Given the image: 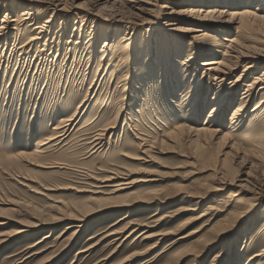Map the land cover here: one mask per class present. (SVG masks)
<instances>
[{"label": "rangeland", "instance_id": "obj_1", "mask_svg": "<svg viewBox=\"0 0 264 264\" xmlns=\"http://www.w3.org/2000/svg\"><path fill=\"white\" fill-rule=\"evenodd\" d=\"M186 2L0 0V264H244L264 248V90L235 132L243 90L220 108L230 82L252 81L264 56L254 71L240 63L219 97L199 70L217 55L202 57L204 41L193 40L202 24L264 49V22L245 31L205 11L200 21ZM143 23L155 31L138 35L143 66L115 89L105 41ZM160 34L183 45L172 87ZM155 61L157 76L144 82V63ZM208 124L220 132L191 129ZM37 146L54 165L21 156ZM114 170L123 174L106 180Z\"/></svg>", "mask_w": 264, "mask_h": 264}, {"label": "bare ground", "instance_id": "obj_2", "mask_svg": "<svg viewBox=\"0 0 264 264\" xmlns=\"http://www.w3.org/2000/svg\"><path fill=\"white\" fill-rule=\"evenodd\" d=\"M190 3L195 4L194 6L195 10L192 9L191 12H194V15L196 17L198 16V18L196 17L195 18L199 19L200 21L206 19L201 17L202 13H204L205 11L206 16L210 18V20L212 21L215 20L218 21L226 16H234V18H238L240 20V28L245 31L250 30L253 27V25L255 26L258 22L261 21L264 22V13L263 14L259 13V11H264V7H263L264 0H190V1L188 0V2L184 3V5L187 4L190 5ZM27 14H33V13L28 12ZM167 19L170 21L177 20L173 12L169 14ZM147 24L148 23L136 24L134 26L129 25L127 26V30L131 29L130 30L131 32H128L126 30L125 32H122L124 33L123 35L121 34L120 31H117L116 28L113 32L114 36L117 37L121 36V38L116 39L115 42L114 40L111 42L110 41L107 42V39L105 41L104 44V48H106L105 55L103 56V58H101V61L107 59V64L105 67V69L107 70L106 72L107 77L110 78V81L113 79L111 83L115 89H116V85L121 80L127 81L128 79H130L129 78L130 76L132 78L133 76L132 70L134 64L136 65L139 64V68L138 69L136 68V72L140 69L141 66H143V63H141L140 60L142 57V50H143L142 46L144 45L145 47L146 44L145 42H142L141 44L138 45L139 42L138 35L140 34L141 31L145 30L147 32H151L149 38L150 40L151 39L153 40L154 39L153 33L155 32L153 29L150 28V26L148 28ZM109 27L112 28V26ZM197 27L198 28H196V31L202 33L199 35H194L193 40L194 41L201 40V42L204 41L201 47L198 48L199 55L205 58L208 57L209 55H212V53L217 55L212 59H208L200 62L199 70L203 72L202 76L204 78L207 77L208 83H211V86L217 88L215 93L220 97L223 94L220 93V91H223L226 85V80L229 79V77L232 75L236 67L240 63L244 62L246 64L245 71H254V69L257 68V66L260 64V62L263 59L262 57L264 56V49L251 50L250 48H248L247 45L244 44L241 36L238 34H231L230 36H223L220 38H217L215 36L216 37L215 38L213 36H209L208 32H206L205 29H202L205 27L204 25L197 24ZM149 38L148 36H145L143 39L145 41H148L147 39ZM155 42L158 43L157 54L160 48L162 54H165L166 56L165 60L163 59V62L166 63V67L162 71L164 72L166 79L171 82V87H172L175 85L174 83L175 77L174 78L171 77L175 76L177 73V70L174 69L176 68L175 66H177L175 62L179 63V59H177L176 57L178 56L181 57V55L184 54L183 45L179 39H175L170 35H165V34L164 36L160 34V36L157 37V40ZM144 51L146 52L144 53V56H146L148 55L147 53H150L149 52L150 48H146L144 49ZM173 57H175L174 60L172 59ZM195 58L196 56H194V54L190 52L188 58H186L185 61L181 62V65L184 66L187 72L191 70L192 65H190V63ZM148 59H150L149 56ZM156 65H158L156 61L151 63H144V69L148 70V75L145 76L144 82L150 83L157 76V70L155 67ZM194 69L198 70V68H194ZM136 78H140V76L138 75L137 77L136 75ZM258 85H260L259 88L260 90H264V70H262V72L259 75L255 76L252 81L247 79L245 73H242L239 77H237L235 80L230 82L229 89L226 91L225 94L221 96L222 100L221 102L220 101L219 102L222 104L220 105V108L223 109L226 108L227 111V108L230 106V104L236 101V98L240 90H243L240 93L241 95L240 99L242 101V104L238 108H236L233 113V117L229 124L228 133L233 131L235 132L238 129V126L241 123H243L244 118L247 116V112L249 111L248 109H246L248 107V102L260 92V91L257 92ZM199 99H200V95H198L195 99L196 105H198ZM212 99L215 100V97ZM262 102H264V100H262ZM260 105H258L255 109H258ZM121 107L123 106L121 105ZM241 111H243V113ZM191 129L196 133L203 131L204 133L213 132L214 134H218L221 130L218 128L216 129L212 128V126H209V124L208 127H204V126L197 128L191 127ZM249 134L252 133L248 131L243 135H249ZM243 138H248V136H245ZM39 148L40 147L37 146V149L34 152L32 153L29 152L30 154L29 153L22 154L21 156L25 158H30L32 160H35L36 162L45 165L51 163L54 165V162L48 163L46 160H44L46 155L42 154V150H40ZM116 170L111 171L109 178L106 180L111 181L113 179H117V177H119L120 174H123V172L120 173ZM4 223L5 222L0 221V224H4ZM248 257L249 258L244 264H254V261L258 259L259 261H261L259 262V264H264V248L256 251L252 255L250 254V256Z\"/></svg>", "mask_w": 264, "mask_h": 264}]
</instances>
